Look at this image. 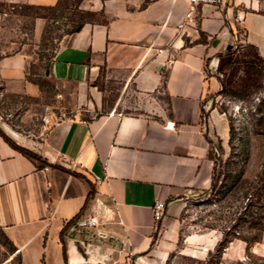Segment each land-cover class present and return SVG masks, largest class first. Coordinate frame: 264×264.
Here are the masks:
<instances>
[{
  "label": "crops",
  "instance_id": "crops-1",
  "mask_svg": "<svg viewBox=\"0 0 264 264\" xmlns=\"http://www.w3.org/2000/svg\"><path fill=\"white\" fill-rule=\"evenodd\" d=\"M0 1L51 6L60 0ZM144 2L80 1L82 9L102 10L106 21L85 22L61 36L44 72L53 85L46 131L29 140L11 137L67 171L38 168L0 136V227L20 264H139L147 255L164 260L178 237L181 195L210 185L209 130L221 139L227 135L218 134L221 119L207 107L206 65L230 48L238 26L264 52V0L201 5L182 29L177 24L189 0ZM201 33L204 41L196 43ZM25 66L20 52L0 58L5 90L43 98ZM101 77L153 101L144 102L143 112L92 114L103 101L95 83ZM91 197L105 203L112 218L103 215L95 228L68 231L65 220L95 210ZM156 201L164 203L159 221Z\"/></svg>",
  "mask_w": 264,
  "mask_h": 264
},
{
  "label": "rangeland",
  "instance_id": "rangeland-1",
  "mask_svg": "<svg viewBox=\"0 0 264 264\" xmlns=\"http://www.w3.org/2000/svg\"><path fill=\"white\" fill-rule=\"evenodd\" d=\"M80 1L60 0L55 10L0 1V58L20 52L26 59V78L39 83L45 92L43 98L36 99L22 93L7 92L0 77V130L9 138L29 140L42 136L46 131L45 126L49 122H45L43 116L49 109L47 104L53 92V85L44 77L47 63L67 30L78 22L101 20L100 16L89 14L96 11L80 8ZM219 54L222 58H230L231 63L219 69L217 62L216 68L209 72L207 78V107L214 110L221 119L217 125L218 134L227 135L221 139L216 132L209 130L216 184L211 190L209 187L194 189L181 195L183 208L173 249L164 260H156L147 255L148 259L140 260L139 264H204L199 260L205 258L219 240L230 237L224 232H239L250 237V228L246 222L237 223L235 230L230 228L228 231L226 226L233 224L231 219L235 217V210H239L245 202L242 196L264 161V52L250 46L243 29L238 26L230 48ZM244 60L260 63V79L254 81L246 74L241 65ZM95 83L102 90L103 101L92 114L111 110L123 114L143 112L144 102L148 99L153 101L151 96L143 98L113 77H101ZM244 84H251L245 99L219 92L221 86L238 89ZM206 116L204 110L203 117ZM230 122L235 128L232 154L228 133ZM238 174L240 177L237 184L225 193L229 179ZM258 207L255 204L253 209L259 210ZM210 244L212 247L208 248ZM2 257L6 258L2 264H16L14 254L5 255V248L0 246ZM237 260H246L244 264H264V231H258L257 239L248 249L244 240L231 237L222 251V262L236 264Z\"/></svg>",
  "mask_w": 264,
  "mask_h": 264
},
{
  "label": "trees",
  "instance_id": "trees-1",
  "mask_svg": "<svg viewBox=\"0 0 264 264\" xmlns=\"http://www.w3.org/2000/svg\"><path fill=\"white\" fill-rule=\"evenodd\" d=\"M80 1V0H79ZM149 0H145L144 4L148 2ZM60 1L51 6H44V5H33L36 6L39 9H48V10H55L58 8ZM89 12L91 16H100L101 20H98L96 22H105V16L103 14V11H96ZM85 22H78L75 24L71 29L67 30L66 33L76 31L80 29ZM204 37L203 33L200 34V38L197 39L195 42H203ZM250 44V43H249ZM256 51L258 48L250 44ZM227 54V53H226ZM226 63H231L230 58H222L221 54L218 55V68L222 69L223 65ZM242 67L244 68V71L246 74L254 79V81L260 79L262 77V68L260 67V63L256 62L254 60L251 61H242L241 62ZM251 88V84H244L241 88L234 89L231 87L221 86V89L219 90L220 93L223 95H227L233 98L238 99H245L247 98V92ZM228 133H229V144L232 147L231 154L233 153L234 147L232 144V139L235 134V128L230 122L228 124ZM0 136L6 141L12 148L20 152L22 155L30 159L32 162L36 163V166L38 168L49 166L53 168H58L62 171H67V169L63 166H60L58 164H52L49 163L46 159H44L41 155L15 143L11 138L6 136L1 130H0ZM230 154V155H231ZM229 155V157H230ZM239 174L236 175V177H233L232 179H229V184H226L225 193L232 190V188L237 184V181H239ZM216 184V175H215V162L213 165L212 175H211V181L209 185V189H213V187ZM91 194V193H90ZM242 198L245 200L243 204L240 205L239 210H235V217L232 220V225H227V230H235L237 223L239 222H246L248 223V227L250 228V237L246 235H242L239 232H224L227 236H230L228 239L222 238L219 240L213 249L209 250L205 256V258L199 260L203 261L204 264H223L222 262V251L226 244L231 240V237H237L242 240H244L247 243V249L249 248V245L254 242L257 239V233L258 231H264V161L261 164V169L255 174L253 182L250 183V186L246 189L244 192ZM258 204V209H253L254 205ZM0 246L5 248V255H11L14 254L16 259V264H20V255L18 252H16V247L13 244V242L7 237L3 229L0 227ZM5 257L0 258V264L5 261ZM247 259L250 260V258L247 256ZM246 261V260H245ZM245 261L243 260H237L236 264H244Z\"/></svg>",
  "mask_w": 264,
  "mask_h": 264
},
{
  "label": "built area",
  "instance_id": "built-area-1",
  "mask_svg": "<svg viewBox=\"0 0 264 264\" xmlns=\"http://www.w3.org/2000/svg\"><path fill=\"white\" fill-rule=\"evenodd\" d=\"M230 0H189V6L183 19L177 24V28L182 29L186 23L193 21L196 16V10L201 5H213L218 7L227 6ZM235 22L241 23L242 18L237 14L234 18ZM218 59L216 57H212L208 60L206 65V70L204 72V77L207 79L209 77V72L216 68ZM47 109V107H45ZM43 120L45 122H49L46 116H43ZM98 180V179H97ZM90 201H93V205H95V210L91 211L88 214H81L79 216L74 217L70 220L64 221L65 228L70 232H80L82 230H89L98 226L103 218V215L108 218H112L111 211H109L108 206L101 202L100 200L95 199V197H91ZM103 210V213H102ZM164 214V203L162 201H156L153 207V217L156 221L162 219Z\"/></svg>",
  "mask_w": 264,
  "mask_h": 264
}]
</instances>
